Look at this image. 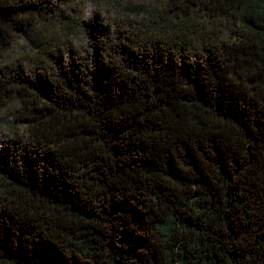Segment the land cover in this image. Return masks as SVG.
Instances as JSON below:
<instances>
[{"label": "trees", "instance_id": "trees-1", "mask_svg": "<svg viewBox=\"0 0 264 264\" xmlns=\"http://www.w3.org/2000/svg\"><path fill=\"white\" fill-rule=\"evenodd\" d=\"M141 1L0 0V264H264V0Z\"/></svg>", "mask_w": 264, "mask_h": 264}, {"label": "rangeland", "instance_id": "rangeland-1", "mask_svg": "<svg viewBox=\"0 0 264 264\" xmlns=\"http://www.w3.org/2000/svg\"><path fill=\"white\" fill-rule=\"evenodd\" d=\"M54 9L65 10L67 14L75 19H90L93 14H98L106 22H127L134 17L135 8H128L127 2H142L141 0H41ZM145 2V1H144ZM145 3H149L146 1ZM56 26H53V30ZM68 36L78 44L82 33L69 31ZM34 46L30 44L25 35H15L12 44L0 52V70L8 66H14L26 55L27 50L32 51ZM13 107L0 106V139L8 135L6 122L12 116Z\"/></svg>", "mask_w": 264, "mask_h": 264}]
</instances>
